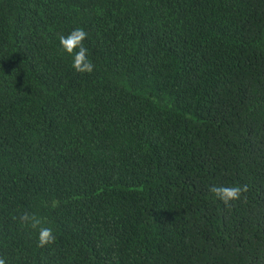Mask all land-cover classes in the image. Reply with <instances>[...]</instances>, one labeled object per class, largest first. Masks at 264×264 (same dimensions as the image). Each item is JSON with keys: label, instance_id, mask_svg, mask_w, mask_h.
I'll list each match as a JSON object with an SVG mask.
<instances>
[{"label": "trees", "instance_id": "16d2710c", "mask_svg": "<svg viewBox=\"0 0 264 264\" xmlns=\"http://www.w3.org/2000/svg\"><path fill=\"white\" fill-rule=\"evenodd\" d=\"M0 258L264 264V0H0Z\"/></svg>", "mask_w": 264, "mask_h": 264}, {"label": "clouds", "instance_id": "9594fccd", "mask_svg": "<svg viewBox=\"0 0 264 264\" xmlns=\"http://www.w3.org/2000/svg\"><path fill=\"white\" fill-rule=\"evenodd\" d=\"M87 35L88 33L82 28H76L67 36H59L61 54L72 57L71 67L78 73H91L94 68L88 56V49L83 45ZM247 191V185L238 184L234 186H211L209 188L212 196L226 206L232 201L241 199L242 194ZM19 220L22 226L38 231L37 247H44L55 242L56 237L53 234V229L44 226L43 218L25 212L20 215ZM0 264H5L4 259L0 258Z\"/></svg>", "mask_w": 264, "mask_h": 264}]
</instances>
